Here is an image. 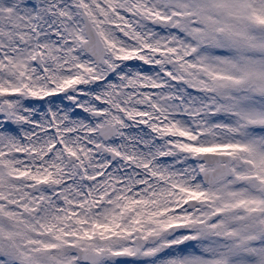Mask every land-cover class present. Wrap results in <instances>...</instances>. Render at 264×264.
<instances>
[{
	"label": "snow or ice",
	"instance_id": "obj_1",
	"mask_svg": "<svg viewBox=\"0 0 264 264\" xmlns=\"http://www.w3.org/2000/svg\"><path fill=\"white\" fill-rule=\"evenodd\" d=\"M0 264H264V0H0Z\"/></svg>",
	"mask_w": 264,
	"mask_h": 264
}]
</instances>
